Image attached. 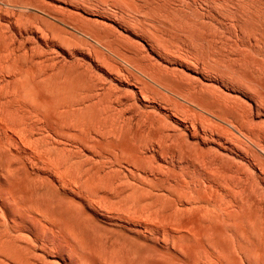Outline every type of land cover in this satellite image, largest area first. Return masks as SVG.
<instances>
[{"label":"rangeland","instance_id":"374dc122","mask_svg":"<svg viewBox=\"0 0 264 264\" xmlns=\"http://www.w3.org/2000/svg\"><path fill=\"white\" fill-rule=\"evenodd\" d=\"M0 264H264V0H0Z\"/></svg>","mask_w":264,"mask_h":264}]
</instances>
